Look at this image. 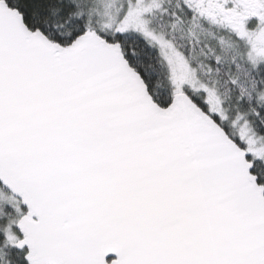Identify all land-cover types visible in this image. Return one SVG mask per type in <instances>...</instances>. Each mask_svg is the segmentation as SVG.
<instances>
[{
  "label": "snow or ice",
  "instance_id": "6c2138e0",
  "mask_svg": "<svg viewBox=\"0 0 264 264\" xmlns=\"http://www.w3.org/2000/svg\"><path fill=\"white\" fill-rule=\"evenodd\" d=\"M0 264H264V0H0Z\"/></svg>",
  "mask_w": 264,
  "mask_h": 264
}]
</instances>
